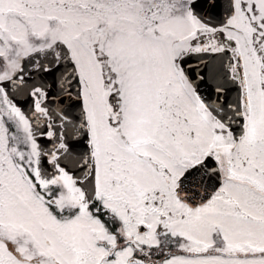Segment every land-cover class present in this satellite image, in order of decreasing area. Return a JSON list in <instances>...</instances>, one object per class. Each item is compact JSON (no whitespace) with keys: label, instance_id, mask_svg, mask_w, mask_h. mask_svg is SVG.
<instances>
[{"label":"snow or ice","instance_id":"1","mask_svg":"<svg viewBox=\"0 0 264 264\" xmlns=\"http://www.w3.org/2000/svg\"><path fill=\"white\" fill-rule=\"evenodd\" d=\"M0 264H264V0H0Z\"/></svg>","mask_w":264,"mask_h":264}]
</instances>
